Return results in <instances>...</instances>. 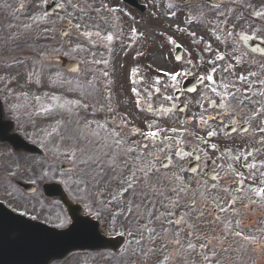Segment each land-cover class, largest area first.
<instances>
[{"label":"flooded vegetation","instance_id":"obj_1","mask_svg":"<svg viewBox=\"0 0 264 264\" xmlns=\"http://www.w3.org/2000/svg\"><path fill=\"white\" fill-rule=\"evenodd\" d=\"M212 5L217 7H212ZM212 5H208L207 0H204V2L194 0L185 6L178 7L179 10L192 14L196 22L205 26V36L208 38V42L199 41L206 55V60L201 63V69L195 72H186L182 78L175 82L180 89L176 105L172 103L171 108L165 107L169 111L163 112L161 109L164 108V105H169L170 102L165 99L167 95L163 93L154 101L157 91L154 92L155 96L146 93V102H140L139 106L135 102L133 110H130L129 119L123 121L120 119V115L117 114V120L114 121L113 127L104 125L105 130L101 127L103 135L99 138L100 141L88 139L86 147L83 149V152L88 154L103 151V153L111 156L115 150L114 146L109 148L105 145L111 144L107 141L113 139V132L118 133V138L125 141V147H132L145 143L141 133L150 130L148 125H152L153 129H177L176 133L160 131L155 142L157 147H165V143L162 141L163 137L171 136L173 139L171 148L161 153L160 158L172 157L173 167L168 169L169 172L183 167L186 176L193 178L190 185L193 189H197L198 184L200 191L206 188L208 203L203 217L195 223L193 228L189 229L183 224L179 226L182 229L183 243L187 245L191 242L196 245V248L190 251L186 258L176 257L165 261L164 264H203L202 253L199 248L200 243L206 242L203 237H219L224 234L222 231L223 224L216 223L215 218L218 215L221 220H231L233 230H241L245 234L256 235L258 239L264 237V232L258 231L264 229V198L256 197L251 191L253 187L264 188V142H261L264 140V132L259 131V129L264 128V83H261V81H264V16L258 17L254 14L257 11L264 13V0H212ZM190 19L187 18V20ZM229 32H232L233 35L228 36L227 33ZM240 33L247 35L249 38L247 40L241 39L238 35ZM206 46L210 50H205ZM257 48L260 51H254ZM182 57L183 53L181 59ZM220 57H223V59ZM212 68L218 70L212 73ZM224 69L228 70L225 71ZM250 73L254 75H249ZM209 74L213 75L214 85L212 82L202 79ZM241 74L247 79L241 81L239 79ZM184 82L186 88L190 85L189 89H195V91H185L183 89ZM208 85L217 87L221 93L235 91L237 100L233 103L238 104L239 100H244L243 108L230 111L220 109L218 106L221 103V96L211 92L210 87H206ZM246 89H249L247 93H245ZM4 94L5 99L2 97L4 100L3 117L6 122L11 123L10 129L5 131L6 134H19L27 141L40 145L47 156L26 153L14 149L7 141H0V203L14 212L55 226L60 223L61 218L70 222L71 213H76L84 217L82 218L83 228L92 225L93 229L97 228L106 236L121 234L125 237L124 246L118 252L113 251L111 248L85 249L73 252L72 254L82 256L83 264H160L164 256L173 251V246L169 245L167 252L156 251L145 257L138 250V245L134 242L129 243L134 239H139V234L137 233L135 237L128 235L129 231L134 230L128 228L124 215H117L113 219L111 213L102 212L99 220H97L95 214L88 215L85 203L89 201L80 199L85 193L82 192L81 196H78L74 192V189H84L87 182L82 183L83 188L76 187V184L73 183L74 175L68 167L66 168L68 170L61 171L63 178L59 181H61V185L71 201L79 205L81 210L78 206H74L67 215L62 203L55 196L45 197L42 184L58 181L56 179V158L60 150L55 148L54 143H52L54 142L57 126H55L54 133L50 137H41L33 132L27 135L22 128H24L23 124L25 125L30 121V115L22 112V105L17 102L18 93L11 90L4 92ZM177 104H179V108H177ZM148 105H151V111L148 110ZM258 109L260 111H257ZM201 116L207 121L203 127L198 124V119ZM217 116L218 118L212 119V117ZM163 118L167 119V123ZM181 121H184V123H181ZM133 128L138 131L133 132ZM233 128H235V131H233ZM181 131L184 133L182 137L180 136ZM208 131H215L216 135L208 137ZM106 137L107 139L104 140ZM201 137L203 139H199ZM85 138H89V134ZM177 138L183 139L184 143L181 147L186 153L191 152L192 155L181 158L175 157V140ZM212 144H215L216 148H212ZM145 151L151 152L155 149L148 148ZM249 152L252 154L245 159V155ZM131 155L135 157L137 153L133 152ZM76 157H82V155ZM26 158L32 160V167L27 172L25 164L22 163ZM40 160L42 167L45 169L43 171L44 175L39 170ZM157 164L159 166V162ZM245 164H255V167L248 168L245 167ZM120 165L123 167L122 161ZM83 167L82 164L80 174ZM92 167L95 168L97 165L93 164ZM192 169H197V171L193 172ZM130 171L131 164L124 170L121 179L129 176ZM237 173L240 175L238 176ZM217 174L219 179L213 180V176ZM112 175H115V173H112ZM241 180L242 183H240ZM21 183L30 184V189L24 190ZM118 183V181L108 183L106 180L98 186L93 184L89 190L94 194L97 187L105 189L107 186V190L103 191V195L99 197L107 201L109 198L104 199V194H111L112 190L118 187ZM238 188L243 191H238ZM225 189H228V191H225ZM168 195H171V193ZM197 195H199V192H197ZM233 197L238 199L234 205H229L228 201ZM129 199L130 195L124 197L122 207L125 211ZM250 199L256 202L249 203ZM27 202L29 203L27 206L31 205L32 207H27ZM214 203L226 209L234 207L238 211L234 213L228 210L220 213L219 207L213 206ZM244 205H247V208ZM157 206H159V203H157ZM147 207L150 208L151 205ZM97 210L94 206L93 213ZM116 210L117 206L113 205L112 211L116 212ZM185 210L177 208L175 216L179 217ZM160 211L165 212L166 209L160 208ZM196 211H199V207ZM194 217L195 213H193ZM147 218L148 214L146 212L139 223L144 224ZM131 219L133 222L136 220L135 217H131ZM166 219H171V217H166ZM56 220L58 221L56 222ZM236 220L241 222L239 229L236 228ZM94 222L97 223L93 224ZM105 222H108L107 230L102 228V224ZM153 227L157 231L160 230V226L156 223H153ZM171 230L175 233L177 226H173ZM189 231L193 233L191 237L188 235ZM160 244L161 241L157 240L153 247L159 249ZM215 244L216 241L214 240L212 247L206 249L205 252L210 254ZM240 244V240L228 238L223 243L225 250L220 251L217 257L212 258L213 264H216L217 259L220 264H264V249H255L253 245L248 244L244 250H240ZM128 247L131 250L126 251ZM130 251L133 253H129Z\"/></svg>","mask_w":264,"mask_h":264},{"label":"rangeland","instance_id":"obj_2","mask_svg":"<svg viewBox=\"0 0 264 264\" xmlns=\"http://www.w3.org/2000/svg\"><path fill=\"white\" fill-rule=\"evenodd\" d=\"M49 1L0 0V94L5 96L4 92L12 90L24 94L29 100L31 105L27 108H23L24 100L17 101L22 104L24 114L30 115V121L22 128L27 135L33 132L40 136L42 129L48 132L52 129L51 122L66 121L67 115L62 108L63 117L58 120L53 110V116L49 111H40L49 105L51 95H54L56 104L71 108L63 134H55L52 142L60 150L56 158V179L62 180L60 165L71 166L72 173L77 170L82 157L72 158L71 153L79 150L76 156H81L88 139L99 142L103 135L99 125L113 127L117 114L123 121L130 118L135 98L140 96L144 85L138 82V78L159 77L162 83L160 92L167 91L172 97L176 85L165 73L187 68L200 70L206 55L199 41L208 42V38L203 24L195 19L186 21L185 15L191 18L192 14L176 11L172 15L165 0H138L147 7L145 13H139L121 0H55L65 7L48 15L46 20L34 22L31 18L43 15L44 5ZM112 8L118 11L113 13ZM77 23L81 25L79 32L91 31L93 35H79L74 27ZM69 24L70 28L67 27ZM145 25L149 26L145 28ZM132 29L136 32L133 33ZM62 30H65L64 34ZM97 31L100 37L95 35ZM109 34L113 36L112 40L106 38ZM166 38L169 44L163 41ZM175 44L184 48L180 62L172 59L170 47ZM166 48L171 58L166 57ZM59 54L76 61V71H64L50 61L49 58ZM150 59L160 63L151 64ZM105 72L108 76H104ZM134 88L137 90L135 94ZM74 101L79 103H70ZM69 122L71 125L68 126ZM87 134L89 138H85ZM107 158L108 155L103 159ZM31 161L28 158L22 161L26 172L32 167ZM38 166L44 175L43 165L39 163ZM76 187L83 188L82 183ZM74 192L81 196L83 191L74 189ZM109 196L104 194L103 198ZM102 228L107 230L108 222L103 223ZM82 261L81 257H66L50 264H82Z\"/></svg>","mask_w":264,"mask_h":264},{"label":"snow or ice","instance_id":"obj_3","mask_svg":"<svg viewBox=\"0 0 264 264\" xmlns=\"http://www.w3.org/2000/svg\"><path fill=\"white\" fill-rule=\"evenodd\" d=\"M204 2V0H201ZM208 5H212V0H207ZM70 6H72L70 4ZM57 7L63 9L65 7L64 4H59ZM212 7H217L216 5H212ZM111 12L115 13L118 11L117 8L110 9ZM256 16H264V13L259 11L254 13ZM48 14L45 12L43 15H34L31 19L34 22H39L42 20H46ZM191 19H195V17H191ZM71 24V22H69ZM74 27L78 30L79 35H84L90 37L93 35L91 31L79 32L81 25L79 23L75 24ZM132 32L135 33L136 29H132ZM67 35V33H65ZM97 37H100V32L97 31L95 33ZM195 35V33H193ZM228 36L233 35L232 32L227 33ZM241 39L247 40L249 37L243 33L238 34ZM108 40H112L113 36L111 34L106 37ZM171 39V38H169ZM219 39V37H217ZM205 50H210L207 46ZM254 51H260V49H254ZM223 59V57H220ZM179 60L180 57L177 56ZM99 63V61H97ZM105 63H107L105 61ZM218 69L212 68L211 72L215 73ZM227 71L228 69H224ZM72 71H76L73 69ZM135 71V69L133 70ZM166 76H169L171 81L176 82L177 78L181 75L180 72L175 73H165ZM249 75H254L250 73ZM104 76H108V73L105 72ZM202 79H206L212 84H215L213 80V75L209 74ZM241 81L246 80L247 78L241 74L239 77ZM160 81L157 80V83ZM264 83V81H261ZM206 87H210L211 92L216 93L221 96V103L219 104V108L224 111L230 110H239L243 108L244 100H239L238 104L233 103L237 100L236 92H219L218 88L215 86L208 85ZM159 92V88L155 89ZM135 94L137 90L132 89ZM189 92L195 91V89H189ZM249 89L245 90L247 93ZM247 98V97H246ZM38 99V98H37ZM165 99L171 101L173 97L166 96ZM70 103L78 104L79 101H74ZM140 101L137 100V106H139ZM51 107V106H49ZM60 108H67L69 112H71V108L66 104H60ZM148 110L151 111V105H148ZM161 111L168 112L169 109L162 108ZM257 111H260L259 109ZM217 117H212V119H216ZM59 123V122H58ZM184 123V121H181ZM207 121L201 116L198 119V124L203 127ZM99 127H104L103 125H99ZM149 131L146 133H141L144 137L145 143L140 144L138 146L125 147V141L119 139L118 133L113 132V139L111 144H106V147L112 148L114 146V151L111 156H108L107 159L101 158L102 154L100 152L94 154H88L87 152L82 153L81 163L84 167L81 169V177L80 179L73 181L77 186L80 183L87 182V186L84 189H78L83 191L85 195L80 199L84 201L87 199L89 202L85 203V208L88 210L87 214L92 215L95 214L97 220H99L101 213H111L113 219L116 218L117 215H124L127 220L128 228L133 229L134 231H129L128 235L135 237L136 234H139V239H134L129 243H135L139 246L138 250L145 257L149 256L151 253L156 251L167 252L168 246H173V251L168 255H165L163 260L160 261V264H164L165 261H169L170 259H174L176 257H184L186 258L187 254L196 248V245L189 242L187 245L183 243L182 239V229L179 228L180 225H185L187 228L191 229L195 226V223L198 222L201 217L204 215L205 207L208 203V197L206 195L207 189L205 188L203 191L199 190V184L197 189H193L190 185L193 182L192 177H187L185 173V169L183 167L177 168L175 171L169 172L168 169L173 167L172 157L165 156L163 159L160 158L161 153L165 152L166 149L171 148L173 139L171 136H165L162 138V141L165 143L164 148H159L156 146V140L159 137L160 131H169L171 133H176L177 129H153L152 125H148ZM133 132L138 131L133 128ZM235 131V128H233ZM259 131L264 132V128L259 129ZM183 131H181L180 136H183ZM216 135L215 131H208L207 136L213 137ZM199 139H203L202 137ZM261 142H264L262 140ZM184 143L183 139L177 138L175 140L176 148H175V157L181 158L186 155H192L191 152H185L181 145ZM212 148H216L215 144L211 145ZM148 148H154L155 151H145ZM79 150H73L71 153L72 158H75L77 152ZM136 152L137 155L133 157L131 153ZM252 153L249 152L245 155V159H247L248 155ZM103 155H107V153H103ZM239 159V157H237ZM122 161L123 167H121L120 162ZM159 162V166L157 164ZM95 164L97 167L93 168L92 165ZM131 164V171L129 176L124 177L123 172L125 169L129 167ZM245 167L254 168L255 164H245ZM193 172H196L197 169H192ZM115 173V175H112ZM239 176L240 174L237 173ZM219 179V175L213 176V180ZM107 180L108 183L113 181H118V187L113 189L109 199L104 201L100 199L103 195V191L107 190V186L105 189H100L97 187L96 193L90 192V188L93 184L98 186L100 183L105 182ZM243 181L241 180L240 183ZM198 183V182H197ZM215 187V185H213ZM238 191H243L242 189H237ZM228 191V189H225ZM251 191L255 194L256 197L264 198V188H251ZM199 192V195H197ZM171 193V195H168ZM126 195H130V199L127 201V210L125 211L122 205L124 204V197ZM237 197H233L228 201L229 205H234ZM256 201L249 200V203H254ZM157 203H159V207H157ZM116 205V212L112 211V206ZM151 205L150 208L147 206ZM96 207L98 210L93 213V207ZM213 206H218L213 204ZM199 207V211L196 209ZM220 213L225 211L237 212L238 210L234 207L230 209H226L223 206H218ZM247 208V205H244ZM160 208L166 209L165 212H161ZM177 208L186 209L181 213L179 217L175 216V210ZM145 210L147 211L148 218L145 220L144 224H140L139 220L144 218ZM193 213H195V217L193 218ZM131 217H135V222L132 221ZM166 217H171V219H166ZM216 223L223 224V236L219 237H203L205 239V243H200L199 248L202 253V262L203 264H213V257H217L220 251H224L223 243L228 238H235L241 241L239 245L240 250H244L248 244L254 246L255 249H264V237L260 239L257 238L256 235L245 234L241 230H233V223L231 220H221V217L218 215L216 218ZM191 221V223H190ZM156 223L160 226V230L157 231L156 228L153 227V223ZM69 221L61 218L60 223L56 225L58 228H64L68 225ZM86 223V222H85ZM240 220L235 221L236 228L240 227ZM165 225H168L167 227ZM177 226V231L175 233L172 232V227ZM258 231L264 232V229H259ZM189 237L193 235L192 231L188 232ZM157 240L161 241L160 248L156 249L153 247ZM216 241L215 247L211 251V253L205 252L206 249L212 247L213 241ZM216 264H220L219 260H216Z\"/></svg>","mask_w":264,"mask_h":264},{"label":"water","instance_id":"obj_4","mask_svg":"<svg viewBox=\"0 0 264 264\" xmlns=\"http://www.w3.org/2000/svg\"><path fill=\"white\" fill-rule=\"evenodd\" d=\"M53 6H55L54 3L48 5L46 11L50 12ZM53 59L60 61L61 66L67 70H73L76 67L74 61L64 57L57 56ZM24 148L33 150L29 145H24ZM61 200L66 204L64 199L61 198ZM80 219L82 218L73 215L72 226L64 230H56L25 218H8V225L4 226L3 230L4 236L8 237L4 238L8 241V245H4L0 251V258L2 255L5 260L2 264H46L52 258L63 257L71 249L88 245V242H81V238L76 236L79 235L78 230H81L76 228L81 222ZM12 234L14 238H11ZM108 245H110V240L101 235L99 246Z\"/></svg>","mask_w":264,"mask_h":264},{"label":"bare ground","instance_id":"obj_5","mask_svg":"<svg viewBox=\"0 0 264 264\" xmlns=\"http://www.w3.org/2000/svg\"><path fill=\"white\" fill-rule=\"evenodd\" d=\"M149 25H145L144 27L146 28ZM151 27V26H150ZM151 64H157L160 63V61H155V59H150Z\"/></svg>","mask_w":264,"mask_h":264}]
</instances>
